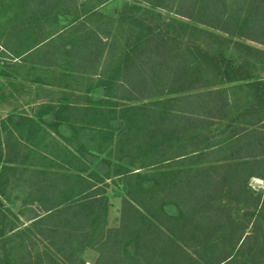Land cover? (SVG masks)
I'll use <instances>...</instances> for the list:
<instances>
[{"label":"trees","instance_id":"1","mask_svg":"<svg viewBox=\"0 0 264 264\" xmlns=\"http://www.w3.org/2000/svg\"><path fill=\"white\" fill-rule=\"evenodd\" d=\"M97 1L86 10L80 0H36L30 39L10 55L94 74L111 51L104 33L87 22L105 3ZM146 1L191 22L205 49L195 47L198 60H192L175 48L178 36L137 21L145 32L128 33L132 43L109 85L114 92L105 95L128 105L118 112L45 105L53 108L48 121L39 113L0 120V206L13 192L20 203L17 214L0 210V264H85L79 258L85 249L97 253L94 264H264L254 220L262 216L264 198L248 186L251 178L264 180L263 84L246 83L261 89L247 93L248 107L236 124L226 87L197 68L198 61L223 68L226 82L252 78L253 66L264 62V0ZM51 12L82 13L68 42H62L67 29L48 34L36 24ZM9 32L16 38L21 29L11 25ZM53 35L59 45L55 40L51 48ZM228 51L235 53V67ZM65 110L74 111L73 121ZM223 121L222 140L201 135ZM113 179L123 197L117 224L109 227L105 183ZM7 214L29 223L18 226ZM249 226L255 236L245 234Z\"/></svg>","mask_w":264,"mask_h":264},{"label":"rangeland","instance_id":"2","mask_svg":"<svg viewBox=\"0 0 264 264\" xmlns=\"http://www.w3.org/2000/svg\"><path fill=\"white\" fill-rule=\"evenodd\" d=\"M35 1L36 0H0V110H2V107L6 108L7 104L15 110L20 108L18 103L16 107H13L10 98L1 96V93L7 91V88H9L11 92L12 90L23 91L26 97L29 95L31 98L30 105L25 110H22L24 111L23 114L16 111V113L14 112L2 117L3 114L0 113V119L2 120L10 115L33 117L34 113H39L45 115L43 118L45 121H48V116L46 114H49L53 108L45 109V105L51 107H53V105H61L67 106L68 108H95L96 110H102L105 112L111 110V108L116 109L118 112L121 109L120 107L122 104L128 105L127 102L120 101H118L117 104H114L115 102H113V99H107L105 95L114 92L109 85L114 83L116 78L119 77L118 73L122 64L121 57L123 52L127 51L126 44L132 43V36L127 38L128 33L132 31L135 34L137 32L144 34L143 32H145L144 28L140 27L141 30H139L140 28L135 26L137 21L145 22L146 24L150 23V27H157L158 30L162 32L167 31L168 34L172 36H178L179 42L177 41L175 48H180V53L184 52L185 55L192 60H198L197 53H195V47L205 49L203 41L199 40L196 34L193 33L191 29L193 24L189 21L179 19L166 10L153 9L146 0H105L104 4L96 7L94 15L87 14L89 18V21L87 22L91 23L90 25L92 27L100 29L105 35L103 37H107L104 39V41L107 40L106 43L108 44L106 49L109 50V45L111 46V51L103 54V57L98 64V69L94 74L81 75L71 72L68 70V66L62 63L58 66L51 67L30 64L27 60L23 62V58H13L10 53L11 51H14L15 53L22 51L23 47L26 46L30 39L27 38L28 33L30 32L28 25L30 23L35 24L33 17L36 18V16H34L36 11H34V7L32 6V3ZM80 2L85 3L84 8L89 10L90 6L93 4L96 5L98 1L80 0ZM27 3L28 5L26 6ZM81 14L82 13L79 12V15ZM79 15L75 16L74 14L71 16L70 14L68 16H56V14L53 15V12H51L50 15H46L44 18L38 17L37 21H35L36 24L42 25L48 34L67 29L68 32L65 34L62 42H68L71 36L69 35L71 23L74 20L80 21L82 16ZM11 25H18L22 34L20 33L16 38H9ZM108 30L110 32H108ZM52 37H56V35L51 36V48H53L54 43L56 46L59 45L56 38ZM55 40L56 42L53 43ZM185 45L188 47L187 49L190 50H186ZM49 57V62L53 63V54L49 55ZM226 57L232 61V67L237 65L238 60L235 59V53L228 51L226 52ZM18 61L21 64L23 63V68H21V70L19 68L14 69L12 66L15 63H19ZM197 65L198 69L201 68L207 71L209 74L208 77L212 81L220 80L222 86L220 85L219 87H226L229 100L233 104L231 117H233L235 123L238 124L242 120L240 115L244 116L245 114H242V112L248 107L246 101H248V99L250 101V96H248L247 93H250L251 90L254 91L255 89L257 92H259L261 88L264 89V62L261 64L257 63L253 66L250 74L252 78L247 80L230 78L229 82L225 81L227 75L223 74V68L217 70L209 64L205 66L201 61H198ZM256 81H260L263 84V87L260 88L259 85L254 87V84H246ZM150 100L151 99H147L143 101L148 102ZM138 102L139 101L131 102L130 104H137ZM2 103L3 105H1ZM4 108L2 111H5ZM254 111L256 115V112L260 111V107H254ZM63 112H66L65 115L69 120H72V118L74 119V111L69 112L65 110ZM225 122L226 121H223L221 124L216 123L208 132L202 131L201 135H208L209 139L211 138V141L222 140L225 137ZM45 133H48L51 138H53V133L49 131ZM48 157L53 158L51 155ZM113 181H115V184ZM116 181L117 180L115 179L107 180L105 183L107 186L105 187V192L108 204L106 221L107 226L109 227H114L117 224L120 201L123 197L122 189L120 186H117L118 183ZM248 186L253 196H260L261 200L264 198L263 179L251 178L248 181ZM2 204L0 210H3V213H6L5 209H7L10 211L7 213L17 214L20 209V203L15 192L9 195L8 203ZM236 208L239 209L238 216L241 213L242 206L240 205ZM170 212H172V210ZM7 217L13 219L18 226H20L18 223H21V225H27L29 223L26 222L24 218L16 219L9 214H7ZM255 219L260 228L256 242L258 243V246L261 247L264 245V210L261 218L258 217V222L257 217L254 218V220ZM255 226L252 228L249 226L245 234L250 233L253 236V228H255ZM43 249V244H38V251L41 252ZM232 255L234 256V252ZM97 256L98 255L94 250L85 249L79 255V258H81L85 264H94ZM249 256L250 255L242 256L241 258H243V260H241L248 262L247 260ZM0 257H2L1 253ZM9 257L13 256L9 255Z\"/></svg>","mask_w":264,"mask_h":264},{"label":"crops","instance_id":"3","mask_svg":"<svg viewBox=\"0 0 264 264\" xmlns=\"http://www.w3.org/2000/svg\"><path fill=\"white\" fill-rule=\"evenodd\" d=\"M22 65H23V63L21 64L19 62V63L13 64L12 66H13L14 69L19 68L21 70V68H23ZM1 96H3V97L6 96V98H10V100L12 101L11 103H13V107H16L17 103L20 106V108H17V110H15L12 107H10L9 104H7L6 108L2 107V110H3V108L5 109V111L0 110V113L3 114L2 117L6 116L7 114H12L14 112L16 113V111L19 112L20 114H23L24 111H22V110H25L30 105V101H31V98L29 97V95H28V97H26V95H25V93L23 91H19V90L14 91V90H12V92H11L9 88H7V91H3V93H1ZM1 105H3V103ZM27 116H28V114H27ZM0 120H2V119H0Z\"/></svg>","mask_w":264,"mask_h":264}]
</instances>
